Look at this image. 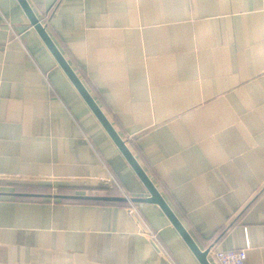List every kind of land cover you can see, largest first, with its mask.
Returning <instances> with one entry per match:
<instances>
[{
    "label": "crops",
    "instance_id": "1",
    "mask_svg": "<svg viewBox=\"0 0 264 264\" xmlns=\"http://www.w3.org/2000/svg\"><path fill=\"white\" fill-rule=\"evenodd\" d=\"M212 264H264V0H28ZM52 54L0 0V264H201ZM152 234H156L154 237Z\"/></svg>",
    "mask_w": 264,
    "mask_h": 264
},
{
    "label": "water",
    "instance_id": "2",
    "mask_svg": "<svg viewBox=\"0 0 264 264\" xmlns=\"http://www.w3.org/2000/svg\"><path fill=\"white\" fill-rule=\"evenodd\" d=\"M20 4L22 5L23 9L25 10L26 14L28 15L31 23L36 28L52 54L55 56L63 70L66 72L68 77L74 83L76 88L79 90L85 101L88 103L90 108L93 110L95 115L98 117L110 137L113 139L115 144L118 146L120 151L123 153L125 158L131 164L133 169L136 171L148 191L150 192V196L146 198H134V197H127V196H107V195H82V194H72V195H53V194H32V193H14V195H31V196H43V197H58V198H68V199H82V200H99V201H122V202H149L158 204L165 214L168 216L172 224L178 230L182 238L185 240L189 248L198 258L201 264H212L209 260L208 254L209 250H203L199 247L196 243L188 229L182 223L180 218L174 212V210L170 207L169 203L166 201L164 196L161 194L157 186L154 184L150 176L147 174L145 169L142 167L134 153L129 148L127 142L124 138L120 135L118 130L115 128L113 123L110 121L108 116L96 102L90 91L87 89L81 78L78 76L76 71L70 65L64 54L58 48L50 34L48 33L46 27L40 20V18L36 15L35 11L33 10L31 4L28 0H19Z\"/></svg>",
    "mask_w": 264,
    "mask_h": 264
},
{
    "label": "built area",
    "instance_id": "3",
    "mask_svg": "<svg viewBox=\"0 0 264 264\" xmlns=\"http://www.w3.org/2000/svg\"><path fill=\"white\" fill-rule=\"evenodd\" d=\"M156 237V234H152ZM220 264H245L247 259V249L237 251H217L215 253Z\"/></svg>",
    "mask_w": 264,
    "mask_h": 264
},
{
    "label": "trees",
    "instance_id": "4",
    "mask_svg": "<svg viewBox=\"0 0 264 264\" xmlns=\"http://www.w3.org/2000/svg\"><path fill=\"white\" fill-rule=\"evenodd\" d=\"M49 190V192H50V194H52V188H49L48 189ZM67 193H69L68 191H66L65 189H63V188H58V190H57V194L58 195H69V194H67ZM67 200L68 198H62V200Z\"/></svg>",
    "mask_w": 264,
    "mask_h": 264
},
{
    "label": "rangeland",
    "instance_id": "5",
    "mask_svg": "<svg viewBox=\"0 0 264 264\" xmlns=\"http://www.w3.org/2000/svg\"><path fill=\"white\" fill-rule=\"evenodd\" d=\"M53 191V190H52Z\"/></svg>",
    "mask_w": 264,
    "mask_h": 264
}]
</instances>
